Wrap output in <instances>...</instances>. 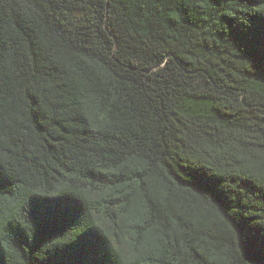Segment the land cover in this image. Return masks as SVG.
I'll list each match as a JSON object with an SVG mask.
<instances>
[{
  "label": "trees",
  "instance_id": "trees-1",
  "mask_svg": "<svg viewBox=\"0 0 264 264\" xmlns=\"http://www.w3.org/2000/svg\"><path fill=\"white\" fill-rule=\"evenodd\" d=\"M0 264H264V0H0Z\"/></svg>",
  "mask_w": 264,
  "mask_h": 264
}]
</instances>
